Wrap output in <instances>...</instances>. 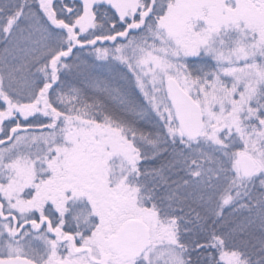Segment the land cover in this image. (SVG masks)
Returning a JSON list of instances; mask_svg holds the SVG:
<instances>
[{
    "label": "snow or ice",
    "instance_id": "6c2138e0",
    "mask_svg": "<svg viewBox=\"0 0 264 264\" xmlns=\"http://www.w3.org/2000/svg\"><path fill=\"white\" fill-rule=\"evenodd\" d=\"M0 264H264V0H0Z\"/></svg>",
    "mask_w": 264,
    "mask_h": 264
}]
</instances>
